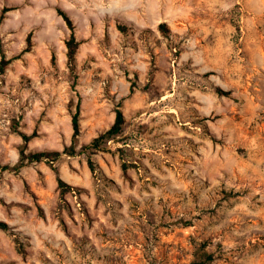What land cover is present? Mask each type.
I'll list each match as a JSON object with an SVG mask.
<instances>
[{
	"label": "rangeland",
	"instance_id": "374dc122",
	"mask_svg": "<svg viewBox=\"0 0 264 264\" xmlns=\"http://www.w3.org/2000/svg\"><path fill=\"white\" fill-rule=\"evenodd\" d=\"M0 21V264H264V0H0Z\"/></svg>",
	"mask_w": 264,
	"mask_h": 264
},
{
	"label": "trees",
	"instance_id": "16d2710c",
	"mask_svg": "<svg viewBox=\"0 0 264 264\" xmlns=\"http://www.w3.org/2000/svg\"><path fill=\"white\" fill-rule=\"evenodd\" d=\"M67 47L69 49L68 56L69 58L72 59L75 53V46L73 42H67ZM7 64L8 62L4 60V55H2V59L0 60V74L4 72ZM78 116H79L78 113H75L72 117V127H73L72 143L73 144L76 141V138L80 132ZM125 126H126V121H125L122 111L120 109H116L115 119L111 127L108 130H106L104 133H101L97 137L93 138L89 144L83 145L81 147L80 152L81 154L85 156L88 162V165L92 170L94 168H93V162L91 159V154H93L97 150H100L101 146H105L108 141L114 140L117 137H120L123 134V130ZM24 139H26V136H24ZM54 154L55 152H40V153L30 154L28 158L31 159V161H40L44 158H49L50 156ZM59 187L62 189V191H64L67 188V185L63 181L59 180ZM5 227H6L5 224L0 221V228L5 229Z\"/></svg>",
	"mask_w": 264,
	"mask_h": 264
},
{
	"label": "bare ground",
	"instance_id": "6f19581e",
	"mask_svg": "<svg viewBox=\"0 0 264 264\" xmlns=\"http://www.w3.org/2000/svg\"><path fill=\"white\" fill-rule=\"evenodd\" d=\"M165 99H167V97H165V96H164V97H162V99H161V100H165Z\"/></svg>",
	"mask_w": 264,
	"mask_h": 264
}]
</instances>
